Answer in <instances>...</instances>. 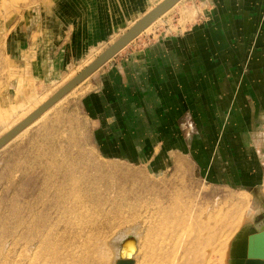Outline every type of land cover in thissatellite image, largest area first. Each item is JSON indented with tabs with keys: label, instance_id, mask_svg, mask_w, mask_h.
I'll return each mask as SVG.
<instances>
[{
	"label": "rangeland",
	"instance_id": "obj_1",
	"mask_svg": "<svg viewBox=\"0 0 264 264\" xmlns=\"http://www.w3.org/2000/svg\"><path fill=\"white\" fill-rule=\"evenodd\" d=\"M159 2L0 0V135ZM177 3L113 57L124 58L159 33L184 30L191 20L190 10L185 0ZM106 63L0 149V264H49L52 260L50 264H58L66 256L67 264H73L80 255L88 261L102 256L100 263L114 264L116 257L110 249L113 238L131 234L137 243L135 264H229L231 244L262 217L264 206V181L254 187L251 181L240 183L236 176L243 163L253 164L252 149L246 153L250 159L243 161L244 156L237 155L232 146L236 144L229 142L233 130L243 125L237 127L236 121L233 127L222 125L224 110L217 109L219 106H215L214 115L209 108L200 107L182 113L177 131L171 135L172 127L163 129L152 114L150 126L143 131L146 135L131 138L148 144L121 143L124 129L115 135L113 144L112 137L103 136V131L102 136L94 134L99 121L85 106L93 92L90 84L97 79L93 75ZM231 79L230 71L218 74L223 93L234 89ZM202 84L203 89L210 86ZM202 94L198 98H210ZM101 118L100 123H104ZM160 141H168V149H159ZM176 141L177 146L171 145ZM256 163L264 177V154ZM241 191L249 194L247 206H243L238 224H228L223 258L218 241L204 240L207 230L199 228L197 222L212 223L217 213L232 210ZM160 211L164 215H157ZM54 223L62 231L68 224L64 243L57 240L59 246L55 244L63 248V254L52 257L49 251L41 250L42 255L32 256L37 244L32 245V232ZM160 229L170 231L157 239ZM156 240H160L159 245ZM106 248L111 252L109 258ZM218 257L223 262L219 263L222 260Z\"/></svg>",
	"mask_w": 264,
	"mask_h": 264
},
{
	"label": "crops",
	"instance_id": "obj_2",
	"mask_svg": "<svg viewBox=\"0 0 264 264\" xmlns=\"http://www.w3.org/2000/svg\"><path fill=\"white\" fill-rule=\"evenodd\" d=\"M185 3L191 20L184 30L181 27L176 33H159L156 39L124 58L113 57L94 73L97 79L90 84L93 92L85 103L88 112L99 121L98 133L94 134L105 133L103 136L112 137L110 141L115 144V135L124 129L129 139L125 135L121 143L148 144L131 138L146 135L143 131L150 126V115L163 129L172 127L171 135H175L173 131H177L182 113L207 107L214 115L215 106H219L217 109L224 110L222 125L233 127L234 121L237 127L243 125L242 129L233 130L229 140L236 144L232 146L237 155L244 156L243 161L249 160L247 151H253L252 166L243 163L244 167L236 171L238 180L262 186L263 173L255 163L264 154V0ZM243 67L248 70L245 72ZM229 71L235 87L223 93L218 74ZM203 81L210 86L203 89ZM202 93L210 98H198ZM101 117L104 123H100ZM167 142H158L162 143L159 149H168Z\"/></svg>",
	"mask_w": 264,
	"mask_h": 264
},
{
	"label": "water",
	"instance_id": "obj_3",
	"mask_svg": "<svg viewBox=\"0 0 264 264\" xmlns=\"http://www.w3.org/2000/svg\"><path fill=\"white\" fill-rule=\"evenodd\" d=\"M180 0H162L138 19L125 33L116 39L109 47L103 50L87 66L80 70L76 75L69 79L64 85L56 90L44 103L31 112L27 117L20 121L8 132L0 137V149L7 144L16 134L39 117L46 109L54 104L58 99L67 94L73 87L91 75L100 66L115 56L141 32H143L158 17L167 12ZM262 217L253 222L248 228L244 229L231 245L229 251V264H264V206L261 213ZM134 236L124 238L132 239ZM123 242L117 241L116 245L120 250ZM114 264H134L131 256H119Z\"/></svg>",
	"mask_w": 264,
	"mask_h": 264
},
{
	"label": "bare ground",
	"instance_id": "obj_4",
	"mask_svg": "<svg viewBox=\"0 0 264 264\" xmlns=\"http://www.w3.org/2000/svg\"><path fill=\"white\" fill-rule=\"evenodd\" d=\"M161 1V0H160ZM149 11V10H148ZM159 18V17H158ZM157 18V19H158ZM136 22V21H135ZM133 25V24H132ZM151 25V24H150ZM150 25L148 26V27H150ZM147 27V28H148ZM92 60H90L85 66H87L90 62H91ZM76 75V74H75ZM74 76V75H73ZM73 76H71L70 78L68 77V79L67 80H65V82H63V84H61V86L62 85H64L69 79H71ZM60 86V87H61ZM59 87V88H60ZM58 88V89H59ZM74 88V87H73ZM57 89V90H58ZM54 93V92H53ZM52 93V94H53ZM52 94H50L49 96H47V97H45L42 101H40L38 104H37V106L36 107H34L33 108V110H32V112L36 109V108H38L42 103H44ZM66 95V94H65ZM64 97V96H63ZM62 98V97H61ZM60 98V99H61ZM60 99H58L56 102H58V101H60ZM55 102V103H56ZM55 103L54 104H52L48 109H46L39 117H37L33 122H31L30 124H29V126L32 124V123H34V122H36L42 115H44L53 105H55ZM29 113H27L26 115H23V116H21V118L20 119H17V120H15L14 122H12L11 124H9L7 127H6V129L2 132V134L0 135V137L3 135V134H5L6 132H8L10 129H12L15 125H17L20 121H22L23 119H24V117H27V115H28ZM29 126H26L24 129H22L18 134H16L12 139H14V138H16L17 136H19L27 127H29ZM11 139V140H12ZM181 161V160H180ZM175 162V161H174ZM177 163V162H176ZM178 165L176 164V167H177ZM183 166V165H182ZM180 168V167H179ZM178 172V171H177ZM186 190V189H185ZM240 192V191H239ZM242 193H240L241 195H240V197H239V194H237V196L239 197L238 199H237V201H236V203L233 205V207H232V210H230V211H227V212H220V213H217V217L215 216V217H213L214 218V221L211 223H209V221L207 222V221H203V220H199L198 222H197V224H199V228L201 227V226H203V228H204V230L206 229L207 230V233H206V235L204 236V240H209V239H213L214 241H218V245H219V247H220V249H219V251H218V253H219V255L221 256V257H223L224 258V252H222V250L224 249V247H225V244H226V242H227V229H228V224H231V223H236V224H238V222L240 221V217H241V215H240V212H241V210H242V208H243V206L244 205H246V202H247V199H248V195L249 194H247L246 192H244V191H241ZM234 200V199H233ZM162 202V201H161ZM158 203V202H157ZM160 204H162V203H160ZM163 205V204H162ZM155 206H157V205H155ZM165 206H167V205H165ZM164 206V208H167V207H165ZM247 206V205H246ZM152 207V206H151ZM163 207V206H162ZM61 208V207H60ZM147 208V207H146ZM164 208H161L160 207V209L161 210H164ZM173 208V207H172ZM171 207H170V209H172ZM159 209V208H158ZM159 209V210H160ZM152 210V209H151ZM175 210V209H174ZM185 210H187V209H185ZM106 211V210H105ZM166 211V210H165ZM167 211H170V210H167ZM191 211V210H190ZM146 212H147V210H146ZM145 212V213H146ZM158 212V211H157ZM156 213V212H155ZM155 213H153V214H155ZM164 213V212H163ZM159 214H162L161 213V211H160V213H158L157 215H159ZM162 215H164V214H162ZM159 216H161V215H159ZM154 217V216H153ZM161 218V217H160ZM159 219V218H158ZM163 219H165V217L163 218ZM207 219H210V218H208L207 217ZM159 220H162V219H159ZM157 221V220H156ZM65 222V221H64ZM67 222H69L68 221V219H67ZM158 222V221H157ZM163 222H165V221H163ZM169 222V221H168ZM171 222H173V221H171ZM159 223V225L158 226H161L162 225V223H161V225H160V221L158 222ZM66 224L67 223H65V226H64V228H65V231H62V229L58 226V225H56L55 223L54 224H49V225H46L45 226V224H43L42 225V227L40 226L39 228H36V230L34 231V233L32 232V245L34 244V243H37L36 244V247H35V250L34 251H32L33 253V255L32 256H36V255H38V254H40V252H41V250H46V251H49L47 254H52V257H54V255H59V254H63V248H60L59 249V247L58 248H56V246H55V244L56 245H58L57 244V240H62V242H63V240L64 239H66L65 237H63L64 236V233L66 232V227H68V226H66ZM71 224V223H70ZM73 224V223H72ZM154 224V223H153ZM68 225V224H67ZM155 225H157V223L155 224ZM163 225H164V223H163ZM173 225V224H172ZM74 226H75V224H74ZM73 226V227H74ZM151 226V225H150ZM250 225H248V227H249ZM172 227V226H171ZM248 227H246V228H248ZM164 228H165V226H164ZM163 228V229H164ZM40 229H43L41 232H38ZM68 229V228H67ZM156 229V228H155ZM170 229V228H169ZM169 229H165V230H163V231H161V229H160V231H156V230H153V231H156L157 232V236H158V238L157 239H162L163 238V236H164V234H166V232H168V231H170ZM72 230V229H71ZM70 232H72V231H70ZM69 232V233H70ZM153 233V232H152ZM170 233H172V232H170ZM242 233V232H241ZM240 233V234H241ZM240 234H238L237 235V238H239V235ZM72 236V235H71ZM131 236V235H130ZM53 237V238H52ZM117 237L118 236H116L115 238H113V241H112V245H111V250L113 251V257H116V259L119 257V256H131L132 258L135 256V252H136V250H137V247H136V245H137V243H136V240L134 239V237L132 238V239H128V240H123L124 238H126V236L125 237H122L121 239H117ZM127 237H129V236H127ZM54 239L53 241H51L50 239ZM119 238V237H118ZM156 238V237H155ZM154 238V239H155ZM74 239V238H73ZM68 240V239H67ZM121 241V242H123L124 244H123V248L120 250V248H119V246H117L116 245V242L117 241ZM69 241V240H68ZM235 241V240H234ZM233 241V242H234ZM69 242H71V241H69ZM77 242V241H76ZM155 242H157L158 243V245L160 244V240H156ZM64 243V242H63ZM83 243H85V242H83ZM82 243V245H84ZM115 243V244H114ZM77 244V243H76ZM86 244V246L88 245L87 243H85ZM200 244V243H199ZM75 245V244H74ZM232 245V244H231ZM59 246V245H58ZM71 246V245H70ZM90 246V245H89ZM97 246V245H96ZM224 246V247H223ZM71 247H73L74 248V251L76 252V250H75V248L76 247H74V246H71ZM78 247V246H77ZM84 247V246H83ZM73 248H70V249H73ZM80 250H81V248L80 247H78ZM91 248H93V247H91ZM90 248V249H91ZM96 248V247H95ZM77 249V248H76ZM84 249H86V248H84ZM109 248H106V250H105V255H107L108 256V258H109V256H110V254H111V252L109 251L110 250ZM231 249V248H230ZM65 251V250H64ZM70 251V250H69ZM73 253H75L73 250H71ZM78 251V250H77ZM86 251V250H85ZM95 252L97 251V250H94ZM203 251V250H202ZM81 252V251H80ZM98 252V251H97ZM100 252V251H99ZM161 252H162V250H161ZM197 252V251H196ZM221 252H222V254H221ZM22 253V252H21ZM44 253V252H43ZM42 253V254H43ZM66 253V252H65ZM71 253V252H70ZM87 253H89V252H87ZM91 253H93V252H91ZM101 253V252H100ZM217 253V254H218ZM42 254H40V255H42ZM78 254V253H77ZM83 254L84 255H86V253H84V251H83ZM96 254V253H95ZM45 255H46V253H45ZM72 255H75V254H72ZM84 255H83V257H84ZM174 255V254H173ZM223 255V256H222ZM66 256V255H65ZM81 256V255H80ZM79 256V257H80ZM86 256H90V255H86ZM85 256V257H86ZM95 256V255H94ZM96 256H98V255H96ZM38 257V256H37ZM39 257H41V256H39ZM47 257V256H46ZM58 257V256H57ZM67 257V256H66ZM65 257V258H66ZM75 257H77L76 255H75ZM78 257V258H79ZM136 257V256H135ZM135 257L133 258V260L135 259ZM221 257H218V261L219 260H222V258ZM43 258V257H42ZM45 258V257H44ZM62 259V258H60L59 260L60 261H58V264H67V261H69V260H66V259ZM68 258H70V257H68ZM73 258V257H72ZM78 258H76V259H74V260H76V261H74L73 262V264H102V263H100V260H102L101 258H103L102 256H99V258L97 257V259H96V261H92L93 259H91V261L89 260L88 261V257H86V258H84V259H81V257H80V261H78L79 259ZM219 258H221V259H219ZM36 259V258H35ZM39 260H40V258H38ZM37 259V260H38ZM52 259V258H51ZM71 259V258H70ZM78 259V260H77ZM90 259V258H89ZM115 259V260H116ZM44 260V259H43ZM55 260H57V259H55ZM71 260H73V259H71ZM42 261V260H41ZM52 261H54V260H52ZM52 261H49V264H50V262H52ZM174 261H175V259H174ZM36 263H34V264H37L38 263V261H35ZM43 262V261H42ZM221 262H223V260L222 261H220L219 263H221ZM54 263H57V262H54ZM38 264H41V262L39 261V263ZM71 264V263H70ZM134 264H135V260H134Z\"/></svg>",
	"mask_w": 264,
	"mask_h": 264
}]
</instances>
